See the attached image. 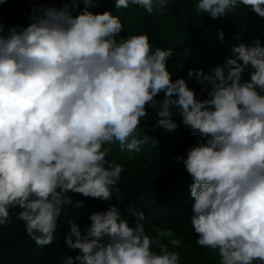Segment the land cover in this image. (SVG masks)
Listing matches in <instances>:
<instances>
[{
    "label": "clouds",
    "instance_id": "clouds-1",
    "mask_svg": "<svg viewBox=\"0 0 264 264\" xmlns=\"http://www.w3.org/2000/svg\"><path fill=\"white\" fill-rule=\"evenodd\" d=\"M80 2L84 9L74 16ZM169 2L114 0V6L131 3L151 14ZM98 3L32 6L27 26L0 36V225L18 206L16 218L43 247L53 242L58 217L73 204L69 193L111 200L123 169L106 159L110 149L104 145L116 140L140 151V119L162 91L153 130L173 131L171 117L179 113L183 126L200 137L186 158L175 157L193 179L195 243L218 250L219 264H264V45L259 39L240 43L209 72L189 69L188 79L207 91L200 100L185 78L173 79L168 70L173 49L153 50L147 34L117 42L121 20L109 10H88ZM238 5L264 18V0H198L195 7L215 19ZM223 39L217 30V40ZM133 215L134 228L108 204L89 215L83 234L69 221L64 245L78 253L62 264H179L176 252L157 244L171 230L149 237L140 223L144 212Z\"/></svg>",
    "mask_w": 264,
    "mask_h": 264
},
{
    "label": "trees",
    "instance_id": "trees-1",
    "mask_svg": "<svg viewBox=\"0 0 264 264\" xmlns=\"http://www.w3.org/2000/svg\"><path fill=\"white\" fill-rule=\"evenodd\" d=\"M64 3H70V0H4V2L0 3V36L7 37L9 35L10 28L14 26H27L29 13L32 6L47 4L49 6L59 8ZM197 3L198 0H170V2L162 9H154L151 14H148L144 12L142 8H139L136 5L117 9L114 6V0H99L97 7L89 8L88 10L93 13H102L105 10H109L113 15L118 16L121 21H126L128 19H135L136 21V18H138L137 20H141L143 22H147L146 20H151L154 24L152 25L153 31L151 30L153 33H165L170 35V38H180L179 40L181 44H184L185 42L190 43L191 46L195 48L194 52H192L194 55L190 54L192 57H195L197 54V56H200L201 61L211 60L212 64H216L217 60L223 62L225 58H230V55H233L231 52L232 46L230 45L229 48H226L225 43H221L216 37L217 30L221 31L225 23L219 21L218 17L213 19L209 17L207 13L198 12L195 7ZM82 7H84V5H82ZM140 10H142L141 17L138 15L140 14ZM75 12L73 13L74 16ZM243 18L248 19V17H245L244 15ZM250 19H252V16ZM123 26L124 24L122 23V27ZM255 29L256 28L254 26H249L247 31L244 33V37L238 40V45L240 43L248 44L249 42L253 41L255 38ZM123 32L124 31L121 30L115 36L117 42H119L122 38L121 36ZM174 44L177 47V44L180 43L177 42ZM236 44L237 43H235V45ZM171 45L173 46V43H171ZM203 47L204 50L202 49ZM206 49L208 50V53ZM188 51L190 50L187 49V52ZM177 60L182 62L181 58H177ZM156 101L157 103L155 106L151 104L145 106L147 115L140 119L139 125H145L149 119L155 121L160 119V117L155 112V110L159 107V95H157ZM162 133L171 140H174V151L172 152V157L174 158L176 156H180L182 159L186 158L187 150L194 146L197 140L200 139L199 136H197L196 139L182 137L180 141H176V139H174L175 136L173 131L168 132L162 128ZM144 144L145 147H143L141 153L129 156L132 160L143 158L153 161L156 157L168 156L167 151H163L164 149L160 150V152H154L156 148L153 147L152 141H149L148 145H146V143ZM104 147H108L110 149L106 157L108 160L112 161L113 157L116 161L119 159L123 161L128 156L126 152H120L121 150L119 149H121V147L119 146V142L116 140L105 144ZM149 147L153 151L148 152L147 150ZM167 158L168 159H164L165 162L162 163V165H166L164 166V171L161 169V166L158 168L154 167L152 169L149 167V169L146 170L142 175L145 176L144 179L138 178L137 175L133 174L132 171H129L128 165L125 168L123 167V171L121 173L123 176V181L119 180V182L113 187L112 199L108 202H103L99 199L85 198L78 193H69L73 204L65 207L57 219V226L64 228L60 234L64 235L69 230V221L76 223L83 234L84 230L90 224L88 219L89 215L94 212L106 211L108 204H113L119 208L118 210L120 211V214L122 212V208L127 206L129 208L132 207V211L135 213L141 209L140 205H138L136 202L141 198L145 200V205H148V207H142V210L140 211L144 212V219H146L147 216L150 219L147 222L148 224H146L149 225V228L152 229L154 226L171 225L173 222L179 223L180 220L184 218V215H182L183 208L177 207L171 211L168 209L169 200L177 189H169L170 184L175 180H173L172 176L167 174V172L171 171L172 173L175 172L179 176L183 175L185 178L182 179L181 182H183L182 185L185 189L191 185L193 179L184 168L182 159L179 163L177 160V162L172 160L173 162L171 161L172 163H169L170 161L168 160L170 159L169 157ZM137 182H139V184H136ZM180 194L182 195V193ZM132 199H136V201L133 204H130L129 201ZM79 200L84 201L83 205L80 206L81 209L88 207V209H84L86 213H80L79 207L75 208V202ZM149 205H151L150 207H152V211H154V213L152 211L151 213L147 211L149 209ZM162 206L164 207L165 215L157 216L156 213H161L160 211H162ZM166 228L171 229L173 226H168ZM147 232H149V229H147ZM147 232L145 233L148 234ZM3 235V242L8 241L9 239L7 233L5 232ZM13 240L15 239H10L8 243L5 242L4 244L0 245V263L14 261L12 255L14 253V248L18 247L19 243L18 241L13 242ZM159 243L160 242L157 241V244ZM55 264H62V259H58Z\"/></svg>",
    "mask_w": 264,
    "mask_h": 264
},
{
    "label": "rangeland",
    "instance_id": "rangeland-1",
    "mask_svg": "<svg viewBox=\"0 0 264 264\" xmlns=\"http://www.w3.org/2000/svg\"><path fill=\"white\" fill-rule=\"evenodd\" d=\"M82 5L83 3L80 2L79 7L75 12V15L79 14V12L84 9ZM131 6L132 4L130 3L128 7ZM141 11L142 10H140V14H138L140 15V17L142 14ZM243 15L245 17H248V19H244ZM251 16L252 19H250ZM137 19L138 18H136V21L135 19L121 21V23L124 24V26L122 27V30L124 32L122 33L121 37L123 38L134 34H147V36L149 37V43L151 44L153 50H155V48L157 47L161 49H173L172 56L169 57L167 60V68L171 73L174 74L173 79L185 78L189 88L193 89L197 94V99L203 100L207 98L206 89H203L202 86L195 81V79H188V70L203 69L204 72H209L211 69L223 62L217 60L216 64H212L211 60L201 61L200 56H197V54L195 57H192L190 54L194 55V53L192 52H194L195 48L192 47L190 43L185 42L184 44H181L179 40L180 38H170V35L165 33H153L152 25L154 24L151 20H146L147 22H143ZM218 20L225 23L221 31H223L224 33V39L222 43H225L226 48H229L230 45L235 46V43H237L236 45H238V40L244 37V33L245 31H247L249 26H254L256 28L254 30V40L259 39L261 41V44L264 45V18L259 17L257 14L251 12L243 6L238 5L234 12L226 14L223 17H218ZM177 42L180 44H177L178 46L176 47L174 43ZM171 43H173V46L171 45ZM187 49H189L190 51L187 52ZM202 49L204 50V47ZM230 56L232 57V55ZM177 58H181L182 62L178 61ZM249 71L250 69L245 72L244 76L242 77L243 79L248 78ZM158 95L160 101H162L164 99V93L161 91L158 93ZM171 118L177 124V128L173 130L175 136L174 139H176V141H180L182 137H188L191 139L197 138L198 135H192L191 130L186 129L183 126L179 113L174 114ZM155 123V120L149 119L145 125H139L137 129V139H144V143H146V145H148L149 141H152L153 147L156 148L154 152H160V150L162 149H164L163 151H167V157H169L170 159L168 161H170L169 163H172L173 161H176V159L172 157V152L174 151V140H171L170 138L166 137L162 133V128L158 127L153 130L152 125H154ZM144 143L138 145V147L140 148V151L138 152H130L126 148L122 147L119 143V146L121 147V149H119L121 150L120 152H126L128 156L123 161L120 159L116 161L115 158L112 157L113 163L121 165L122 168H125L128 165L129 171H132L133 174L137 175V177L141 179H144L145 176L142 175L143 173H145L146 170L149 169V167L152 169L154 167L158 168L161 166V169L164 171V166L166 165H162V163L165 162L164 159H168L166 156L156 157L153 161L143 158H137L132 160L131 157H129L133 154L141 153L143 147H145ZM147 151L150 152L153 150L149 147ZM167 174L172 176L173 180H175L173 181V183L170 184L169 189H177L169 200L168 209L169 211H171L173 209H176L177 207L183 208L182 215H184V218H182L179 223L173 222L171 225L154 226L151 229L148 227L149 225H146L148 224L147 222L150 220L147 216L144 221L140 222L141 224H143L145 232H147V229H149L147 235L149 237H157V234L160 231L169 230L166 227L173 226V228L170 229L172 232L171 237H159L157 241L160 242L159 244L167 245L169 251L171 250L178 254L179 264H219L220 257L218 255V250H213L207 247H201L195 243V240L198 238V234H196L195 232L193 233V229L191 228L190 224V215L192 214L194 198L190 196L189 187L187 189L183 188V182L181 181L185 177L183 175L179 176L175 172L172 173L171 171H168ZM120 181H123L122 175L120 176ZM192 183L193 181L191 182V184ZM136 184H139V182H137ZM180 193H182V195ZM135 201L136 199H132L129 202L130 204H133ZM144 201L145 200H143V198L136 201L141 207L140 210H142V207H148V205H145ZM150 206L151 205H149V209L147 208V211L151 213L152 207ZM123 208L121 210L123 213L121 212L120 217L122 219L127 220L129 227L134 228L136 225V218L133 215V208H129L128 206L124 209ZM84 209H88V207H84ZM84 209H81L79 207L80 213H86ZM161 210V213H156L157 216L165 215L163 206ZM20 211L21 209L18 206L15 208H10L9 220L4 225H0V245L4 244L5 242L8 243L10 239H15L13 240V242L18 241L19 243V246L14 248V253L12 255L14 261L0 264H55L56 261L60 258L62 259L63 257L69 255L74 257L78 253V250H70L64 245V235L60 234L62 233L61 231H63L64 228L60 226H57V231L53 234L54 239L51 244L43 247H38L35 242L26 234L24 222L16 218V215H18ZM90 211L93 212L92 210ZM152 212L154 213V211ZM5 232L7 233L9 240L3 242V234H5ZM171 239L178 240L180 242L179 245L174 247L170 243ZM152 248L154 251H158V247L156 244H153ZM254 264H259V261H254Z\"/></svg>",
    "mask_w": 264,
    "mask_h": 264
}]
</instances>
